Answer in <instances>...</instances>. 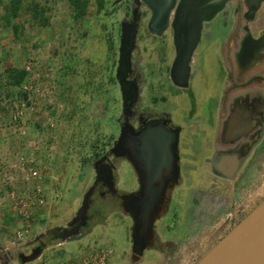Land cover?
<instances>
[{
    "label": "rangeland",
    "instance_id": "obj_1",
    "mask_svg": "<svg viewBox=\"0 0 264 264\" xmlns=\"http://www.w3.org/2000/svg\"><path fill=\"white\" fill-rule=\"evenodd\" d=\"M114 1L110 0L105 10L97 12L94 1L88 0L86 14L75 19L67 0H22L19 15L11 20L17 25L13 35L12 26L5 20L9 0H0V36L3 38L0 43V120L9 126L12 101L20 97V84L26 79L25 75L19 85L9 84L7 70L24 69L31 63L34 77L53 87L52 101L46 109L36 117L28 116L21 127L11 126L8 136L0 140V148L10 154L23 149L26 137L22 130L29 136L40 137L44 148L36 156L47 170L41 184L50 199L54 193H61L57 200H50L34 210L28 222L10 212L0 218V264H46L76 257L96 243L117 246L123 257L119 261L117 255L115 264H194L205 253L194 257L188 251L203 241L200 233L180 240L189 230L197 231L200 221L192 225L191 217H187L177 224L167 214L156 220L153 242L162 247L164 239H171L176 242L178 253L167 255L165 251L154 250L150 244L140 256L132 257L131 221L122 207V199L120 202L112 195L102 199L99 191L104 188L100 182L94 185V162L112 145L118 130L116 118L120 114V91L113 79L114 62L120 21L128 13L131 2ZM35 4H38L36 8ZM232 7L231 1L227 8ZM137 44L142 53L141 65L145 68L152 59L148 53L151 46L144 39H139ZM193 67L198 70L200 81L210 82L209 61L205 62L200 56ZM195 88L199 91L198 85ZM4 98L11 103L3 102ZM261 162L262 169L253 177L247 175L246 181L255 178L258 183L264 182V160ZM115 164L113 183L122 196L133 188L136 177L125 159ZM196 182L214 190L223 189L227 184L205 175L204 170ZM92 185L84 222L81 223V218L71 222ZM251 186L253 188L254 184ZM190 211L188 209V216ZM74 226L79 232H87L86 235L70 242L59 236L60 229ZM36 247H41L39 256L22 262V256L29 255Z\"/></svg>",
    "mask_w": 264,
    "mask_h": 264
},
{
    "label": "flooded vegetation",
    "instance_id": "obj_2",
    "mask_svg": "<svg viewBox=\"0 0 264 264\" xmlns=\"http://www.w3.org/2000/svg\"><path fill=\"white\" fill-rule=\"evenodd\" d=\"M222 1L221 8L202 24L185 86L179 74L171 73L176 53L173 27L170 23L162 27L150 25L151 11L143 3L138 6L135 45L129 69L122 78L123 88L116 77L118 47L114 62L113 79L120 91V114L116 118L118 130L112 145L125 124L132 132L149 124L176 132L177 176L165 187L153 230L156 220L167 214L177 224L187 217H191L192 225L200 221L197 231L187 230L180 239L187 240L200 233L203 241L188 250L194 257L206 252L211 243L224 236L264 198V182L258 183L255 178L245 180L247 175L253 177L262 169L264 160V0ZM231 1L233 7L227 8ZM130 2L128 13L120 21L119 38L121 22L131 21L133 17L136 4L134 0ZM139 39L147 40L151 46L148 53L152 59L145 68L141 65ZM200 56L210 64L212 74L207 83L200 81L199 72L193 67ZM110 147L100 156L104 160L98 168L110 165L112 183L109 185L101 178L98 182L104 190L99 191V196L105 199L112 195L121 202L122 193L113 183L115 161L125 159L136 177L127 194L139 190V181L126 157L114 155ZM215 154L244 158L233 178H223L212 171L209 160ZM203 170L205 175L227 184L217 190L199 186L196 179ZM187 176H190L188 181ZM188 209H191L190 216ZM126 215L131 229L132 217L129 212ZM155 237L153 231L150 244L154 250L165 251L167 255L178 253L175 241L164 239L160 247L153 242ZM111 248L108 264H115V257L118 255L121 261L123 256L115 244Z\"/></svg>",
    "mask_w": 264,
    "mask_h": 264
},
{
    "label": "water",
    "instance_id": "obj_3",
    "mask_svg": "<svg viewBox=\"0 0 264 264\" xmlns=\"http://www.w3.org/2000/svg\"><path fill=\"white\" fill-rule=\"evenodd\" d=\"M121 0H115L114 3ZM259 2L260 0H253ZM131 21L121 22L118 46L116 77L123 88L122 78L130 66L131 51L135 45L138 6L143 3L150 11V25L165 26L170 23L174 30L173 42L175 58L171 73L179 74L185 86L189 75L191 55L199 41L204 21L210 20L221 8L222 0H134ZM170 16L171 19H170ZM124 90V89H123ZM124 100V91H123ZM176 132H168L163 127L146 125L132 132L125 124L117 139L110 147L116 156H125L133 166L139 181V190L134 194L121 196L122 207L129 212L131 227L132 253L140 256L150 244L153 224L163 199L165 187L177 176ZM104 156L94 162V185L105 178L112 183V168L109 164L98 165ZM244 158L239 155L224 156L215 154L209 160L212 171L223 178L235 176ZM92 185L84 196L82 205L71 222L82 219L87 202L93 191ZM87 232H79L77 227L60 229L59 236L66 242L83 238ZM41 247H36L29 255L22 256V262L31 261L39 256ZM194 264H264V198L253 207L228 232L218 239Z\"/></svg>",
    "mask_w": 264,
    "mask_h": 264
},
{
    "label": "built area",
    "instance_id": "obj_4",
    "mask_svg": "<svg viewBox=\"0 0 264 264\" xmlns=\"http://www.w3.org/2000/svg\"><path fill=\"white\" fill-rule=\"evenodd\" d=\"M24 70L26 79L20 84V97L12 101L9 126L0 120V140L8 136L11 126L21 127L28 116L36 117L52 101V85L42 83L34 77L31 63ZM3 102L11 103L7 98ZM47 120L48 117L44 122ZM21 133L26 137L23 149L10 154L8 150L2 151L0 148V218L10 212L28 222L34 210L45 206L50 200H57L61 193H54L50 199L41 184L47 177L46 166L36 156L44 148L41 138L29 136L24 130ZM17 183H21V187L18 188ZM21 236L18 233V238ZM111 253L109 243H96L87 246L76 257L49 261L46 264H108Z\"/></svg>",
    "mask_w": 264,
    "mask_h": 264
},
{
    "label": "trees",
    "instance_id": "obj_5",
    "mask_svg": "<svg viewBox=\"0 0 264 264\" xmlns=\"http://www.w3.org/2000/svg\"><path fill=\"white\" fill-rule=\"evenodd\" d=\"M69 6L72 9L73 17L75 19L82 18L87 11L88 0H67ZM97 12L105 10L110 3V0H93ZM38 4H35V8ZM22 8V0H9L6 10H5V20L7 24H10L13 30L17 31V25L12 23L11 20L16 18ZM43 8H40V11H43ZM8 73V83L12 85H19L25 78L26 71L24 69L11 68L7 70ZM60 253V252H58Z\"/></svg>",
    "mask_w": 264,
    "mask_h": 264
},
{
    "label": "crops",
    "instance_id": "obj_6",
    "mask_svg": "<svg viewBox=\"0 0 264 264\" xmlns=\"http://www.w3.org/2000/svg\"><path fill=\"white\" fill-rule=\"evenodd\" d=\"M12 33L11 34H13V33H15V31L12 29V31H11ZM14 35V34H13ZM12 35V36H13ZM3 41V38H1V36H0V43Z\"/></svg>",
    "mask_w": 264,
    "mask_h": 264
}]
</instances>
